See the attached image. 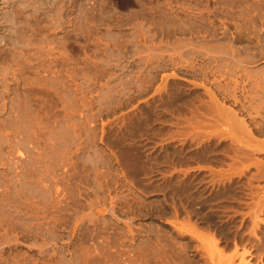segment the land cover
<instances>
[{
	"label": "rangeland",
	"instance_id": "obj_1",
	"mask_svg": "<svg viewBox=\"0 0 264 264\" xmlns=\"http://www.w3.org/2000/svg\"><path fill=\"white\" fill-rule=\"evenodd\" d=\"M0 264H264V0H0Z\"/></svg>",
	"mask_w": 264,
	"mask_h": 264
}]
</instances>
